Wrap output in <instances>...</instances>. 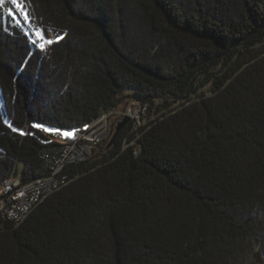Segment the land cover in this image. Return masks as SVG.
Instances as JSON below:
<instances>
[{
	"label": "trees",
	"instance_id": "trees-1",
	"mask_svg": "<svg viewBox=\"0 0 264 264\" xmlns=\"http://www.w3.org/2000/svg\"><path fill=\"white\" fill-rule=\"evenodd\" d=\"M24 2L0 8V185L47 174L33 125L149 107L0 221V264H264V0ZM37 30L63 36L47 56Z\"/></svg>",
	"mask_w": 264,
	"mask_h": 264
},
{
	"label": "built area",
	"instance_id": "built-area-1",
	"mask_svg": "<svg viewBox=\"0 0 264 264\" xmlns=\"http://www.w3.org/2000/svg\"><path fill=\"white\" fill-rule=\"evenodd\" d=\"M50 49L51 45L46 46V50L41 51L42 56H47ZM140 105L141 110H137L136 115L125 114L132 116L136 128H139L141 124V112L144 114L149 107L147 103ZM110 113H103L90 123L71 129L76 130L74 139L55 140L51 138V141L61 146L43 152L42 158L47 169L45 176L25 181L17 171L5 179L0 185V221L10 220L19 225L44 198L68 185L72 179L65 173L67 166L86 160L91 155L89 148H95L103 141L108 131L105 122ZM19 132L29 133L30 129L26 125Z\"/></svg>",
	"mask_w": 264,
	"mask_h": 264
},
{
	"label": "rangeland",
	"instance_id": "rangeland-1",
	"mask_svg": "<svg viewBox=\"0 0 264 264\" xmlns=\"http://www.w3.org/2000/svg\"><path fill=\"white\" fill-rule=\"evenodd\" d=\"M125 93L126 94L132 93V89L126 90ZM121 97H123L122 98V104L117 109H115L114 111H112L108 115V118L105 122L107 124L108 131L105 134V136L103 137V141L100 142V144L108 143V142L110 143L112 141V138L114 137V135L116 133V130H117L119 123L122 122L126 116H128V115H125L126 113H132V115L133 114L136 115V113H137L136 111L137 110L139 111V109L141 108V105L139 102H134V101L130 100L129 97H124V94H122ZM141 113H142L141 124H139V127L144 125L147 122L146 121V115H147L148 111H146L144 114H143V112H141ZM132 120H133V118L131 116L129 122ZM43 128H45V126L40 127L41 131L44 132L45 134H47L52 139L63 140L65 138L59 134H53L51 132H45V131H43ZM46 128H49V127H46ZM49 129H52V128H49ZM61 131H63V130H61ZM89 152L91 155H93L95 153V148L90 147ZM91 155H89V156H91ZM18 166H19V176L22 177L24 164L19 162Z\"/></svg>",
	"mask_w": 264,
	"mask_h": 264
},
{
	"label": "snow or ice",
	"instance_id": "snow-or-ice-1",
	"mask_svg": "<svg viewBox=\"0 0 264 264\" xmlns=\"http://www.w3.org/2000/svg\"><path fill=\"white\" fill-rule=\"evenodd\" d=\"M6 3H11L12 5L15 6V12H19V14L23 17L25 21H30V15L29 13L25 10L26 5L24 0H0V8L5 7ZM15 12L13 11V8H8V13L10 17L16 18ZM17 22L19 23V20L17 18ZM35 36L37 37L36 39H32L31 43L36 45L41 51L46 50V46L48 45H53L55 43H58L60 40L63 39V36H56L55 39H50L47 38L46 34L44 33L43 30H37L35 32ZM9 128H12L11 124H8ZM33 127L40 128V125H33ZM14 131H17V129L13 128ZM43 131L45 132H51L53 134H59L62 135L65 138L68 139H74L75 138V132L76 130H71V131H61L58 129H49V128H43ZM21 134H24L21 132Z\"/></svg>",
	"mask_w": 264,
	"mask_h": 264
},
{
	"label": "water",
	"instance_id": "water-1",
	"mask_svg": "<svg viewBox=\"0 0 264 264\" xmlns=\"http://www.w3.org/2000/svg\"><path fill=\"white\" fill-rule=\"evenodd\" d=\"M130 117L126 116L125 119L119 123L115 135L129 122Z\"/></svg>",
	"mask_w": 264,
	"mask_h": 264
}]
</instances>
